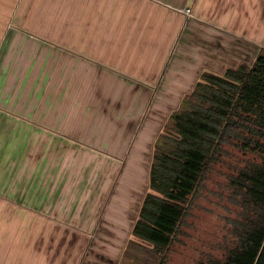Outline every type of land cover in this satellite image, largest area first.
Listing matches in <instances>:
<instances>
[{
  "label": "crops",
  "instance_id": "obj_1",
  "mask_svg": "<svg viewBox=\"0 0 264 264\" xmlns=\"http://www.w3.org/2000/svg\"><path fill=\"white\" fill-rule=\"evenodd\" d=\"M262 49L264 0H0V264L107 263L163 117Z\"/></svg>",
  "mask_w": 264,
  "mask_h": 264
},
{
  "label": "trees",
  "instance_id": "obj_2",
  "mask_svg": "<svg viewBox=\"0 0 264 264\" xmlns=\"http://www.w3.org/2000/svg\"><path fill=\"white\" fill-rule=\"evenodd\" d=\"M245 134L244 145L264 153V50L251 64L224 72L205 70L191 93L172 111L160 133L150 168V184L133 235L153 245L164 264L167 251L224 137ZM254 195L264 205V164ZM216 264H264V226L249 233L241 248Z\"/></svg>",
  "mask_w": 264,
  "mask_h": 264
},
{
  "label": "rangeland",
  "instance_id": "obj_3",
  "mask_svg": "<svg viewBox=\"0 0 264 264\" xmlns=\"http://www.w3.org/2000/svg\"><path fill=\"white\" fill-rule=\"evenodd\" d=\"M180 104L181 101L170 111L178 109ZM171 113L163 117L161 132L166 127ZM248 137L244 133L231 132L223 138L209 169L188 200L187 213L167 251L164 264L222 262L233 250L241 248L249 233L258 226H264V205L262 200L254 195L255 188L251 179L256 177L258 170L262 168L264 153L254 147L255 140L250 147L244 145ZM260 140L264 145V139ZM150 166L149 163L147 169ZM115 182L114 193L118 194L119 173L116 174ZM147 182L146 180L144 190L130 197L127 204L130 211L129 221L125 222L127 229L132 227L138 218L143 195L148 187ZM112 200L118 204L119 197L116 196ZM107 205L105 204V208ZM128 237L126 245L115 246L117 249L115 252L111 251L112 257L106 260L107 263L101 262L99 251L89 243L49 247L54 251L60 248V252L67 256L81 253L78 264H160L159 257L162 255L152 244L136 238L133 233ZM72 241L74 242V239ZM87 253H93L95 256L87 257ZM67 263L72 264L73 261L67 259Z\"/></svg>",
  "mask_w": 264,
  "mask_h": 264
},
{
  "label": "built area",
  "instance_id": "obj_4",
  "mask_svg": "<svg viewBox=\"0 0 264 264\" xmlns=\"http://www.w3.org/2000/svg\"><path fill=\"white\" fill-rule=\"evenodd\" d=\"M186 12H187L188 14H190V13L192 12V9H191L190 7H188V8L186 9Z\"/></svg>",
  "mask_w": 264,
  "mask_h": 264
}]
</instances>
